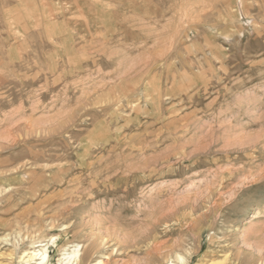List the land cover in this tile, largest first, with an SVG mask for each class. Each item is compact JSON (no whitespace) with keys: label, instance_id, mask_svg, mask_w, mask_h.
<instances>
[{"label":"rangeland","instance_id":"obj_1","mask_svg":"<svg viewBox=\"0 0 264 264\" xmlns=\"http://www.w3.org/2000/svg\"><path fill=\"white\" fill-rule=\"evenodd\" d=\"M39 243L264 264V0H0V264Z\"/></svg>","mask_w":264,"mask_h":264},{"label":"bare ground","instance_id":"obj_2","mask_svg":"<svg viewBox=\"0 0 264 264\" xmlns=\"http://www.w3.org/2000/svg\"><path fill=\"white\" fill-rule=\"evenodd\" d=\"M53 244H55V239L50 240ZM49 241V242H50ZM47 244L39 243L36 244L31 251L24 252L22 254L21 260L24 264H48V248ZM77 246H74L73 249H65L60 253V257L57 260L58 264H77L79 262L80 254L79 250H76ZM177 260L183 261L181 257ZM99 264V263H96Z\"/></svg>","mask_w":264,"mask_h":264}]
</instances>
